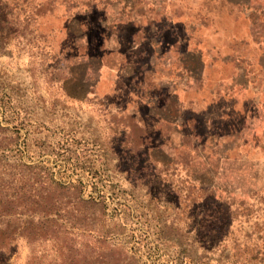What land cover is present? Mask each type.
Listing matches in <instances>:
<instances>
[{
    "label": "rangeland",
    "instance_id": "1",
    "mask_svg": "<svg viewBox=\"0 0 264 264\" xmlns=\"http://www.w3.org/2000/svg\"><path fill=\"white\" fill-rule=\"evenodd\" d=\"M0 264H264V0H0Z\"/></svg>",
    "mask_w": 264,
    "mask_h": 264
},
{
    "label": "trees",
    "instance_id": "2",
    "mask_svg": "<svg viewBox=\"0 0 264 264\" xmlns=\"http://www.w3.org/2000/svg\"><path fill=\"white\" fill-rule=\"evenodd\" d=\"M4 245H2V243H0V251L3 249Z\"/></svg>",
    "mask_w": 264,
    "mask_h": 264
}]
</instances>
